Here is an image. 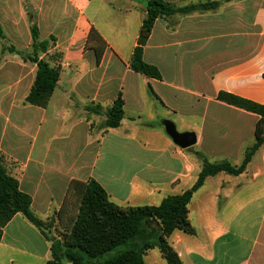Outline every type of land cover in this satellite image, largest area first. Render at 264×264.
<instances>
[{"label":"crops","instance_id":"0c3cea01","mask_svg":"<svg viewBox=\"0 0 264 264\" xmlns=\"http://www.w3.org/2000/svg\"><path fill=\"white\" fill-rule=\"evenodd\" d=\"M165 1L176 9L197 8L156 21L143 53L161 73L156 80L130 69L149 0H0V157L41 221L59 225L73 181L95 179L121 206H158L195 184L202 162L194 152L211 163L243 161L254 143L260 117L218 95L264 105V0ZM34 24L39 41L50 42L39 58L61 65L45 108L26 103L37 74L27 58ZM92 30L98 36L91 38ZM119 95L124 119L107 128ZM165 119L181 133L196 134L193 151L173 143ZM196 167L197 178L183 187ZM201 189L188 207L196 236L176 231L168 241L183 264H226L217 249L228 245L231 232L212 209L215 200L194 205ZM262 213L250 253L239 264H264ZM194 217L205 221L203 232ZM248 220L246 214L245 226ZM155 233L159 225L147 221L143 240L156 242ZM49 235L17 214L4 228L0 264H45L57 236Z\"/></svg>","mask_w":264,"mask_h":264},{"label":"trees","instance_id":"16d2710c","mask_svg":"<svg viewBox=\"0 0 264 264\" xmlns=\"http://www.w3.org/2000/svg\"><path fill=\"white\" fill-rule=\"evenodd\" d=\"M193 8L176 9L165 0H149L137 46L130 60V69L149 78L162 80L159 69L144 61V48L159 18L170 17L176 12L184 13ZM31 33L33 52L27 58L37 65V74L26 103L45 108L57 87L61 65L51 67L46 60L39 58V53L48 52L50 42L39 41L36 24L31 27ZM94 36L98 35L92 30L90 37ZM57 56L61 58V54ZM218 100L260 117L255 128L254 143L245 150L244 159L239 166H234L227 159L214 163L202 162V170L195 184L180 195L165 198L158 206H121L111 201L107 191L95 179L73 181L59 213L62 223L67 216L66 205L69 206L71 200L75 202L66 218L69 221L67 231L59 239L51 240V259L45 264H146L145 252L156 247L167 264H183L168 239L176 231L196 236L188 209L195 193L205 185L208 178L220 173L242 175L255 154L264 146V105L226 92L219 93ZM123 119L124 100L119 95L107 113L105 125L107 128H118ZM31 204V197L20 190L15 178L7 174L0 157V240L4 228L17 214H21L48 237L43 230L45 222L35 216ZM147 221L155 222L160 227L156 242L143 240L142 248L135 247L134 243L132 248L100 262L103 256L116 248L138 238L143 239Z\"/></svg>","mask_w":264,"mask_h":264},{"label":"rangeland","instance_id":"374dc122","mask_svg":"<svg viewBox=\"0 0 264 264\" xmlns=\"http://www.w3.org/2000/svg\"><path fill=\"white\" fill-rule=\"evenodd\" d=\"M24 55H28L24 53ZM51 57H57V54L51 55ZM187 151H193V148L185 149ZM195 158L200 162H211L199 152L193 153ZM222 160V159H221ZM231 164L239 166L242 159H230ZM200 167L193 168L194 174L183 181V187H190L197 178V171ZM202 170V169H201ZM201 172V171H200ZM200 174V173H199ZM199 176V175H198ZM242 184L240 189H236V185ZM211 199L216 201L212 209L219 211L220 221L230 230L231 235L227 238L228 245L218 247L217 254H223L227 258L226 264H239L250 253L252 243L257 233L260 219L263 215L264 209V146L255 155L253 161L248 165L246 171L240 176H232L226 173H220L215 177H211L206 182L205 186L201 189L196 198L194 205L197 206L198 202L211 205ZM219 203V204H218ZM75 202L71 200V204L66 205L65 211L67 216L64 222H59V225L55 226L54 221L50 220L45 222L43 230L49 236L57 234L56 239L67 231L69 222L66 218L71 213V208H74ZM213 206V205H212ZM245 208L241 212V210ZM251 211H254L251 214ZM246 214L249 216L248 225L245 226L243 221L246 219ZM65 216V215H64ZM196 226L203 232L205 221L203 219H197L194 217ZM155 241L158 239V234L155 233ZM53 237V236H52ZM232 241V243H231ZM135 247H143V239L138 238L135 241H131L123 246H120L113 250L111 253L103 256L100 262L105 261L111 257H115L118 254ZM147 264H166L160 257L158 250H149L146 257Z\"/></svg>","mask_w":264,"mask_h":264},{"label":"water","instance_id":"95a60500","mask_svg":"<svg viewBox=\"0 0 264 264\" xmlns=\"http://www.w3.org/2000/svg\"><path fill=\"white\" fill-rule=\"evenodd\" d=\"M167 135L172 139L173 143L182 150L191 148L197 143V136L193 132H179L175 124L167 119L162 121Z\"/></svg>","mask_w":264,"mask_h":264}]
</instances>
